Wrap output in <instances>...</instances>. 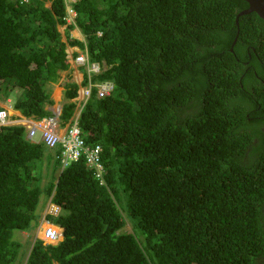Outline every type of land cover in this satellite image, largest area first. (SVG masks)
I'll list each match as a JSON object with an SVG mask.
<instances>
[{
  "label": "trees",
  "instance_id": "trees-1",
  "mask_svg": "<svg viewBox=\"0 0 264 264\" xmlns=\"http://www.w3.org/2000/svg\"><path fill=\"white\" fill-rule=\"evenodd\" d=\"M47 1L0 0V100L17 92L23 117L52 118L61 74L78 97L68 48L87 52L105 67L93 83L114 85L79 118L104 175L0 128V264L17 263L14 232L32 233L50 202L63 240L32 241L26 264H264V21L237 25L240 0H78L68 24L63 1ZM75 111L63 107V127Z\"/></svg>",
  "mask_w": 264,
  "mask_h": 264
},
{
  "label": "built area",
  "instance_id": "built-area-1",
  "mask_svg": "<svg viewBox=\"0 0 264 264\" xmlns=\"http://www.w3.org/2000/svg\"><path fill=\"white\" fill-rule=\"evenodd\" d=\"M78 0H63L68 14V24L74 23L76 13L73 6ZM66 28V27H65ZM73 53V52H72ZM70 54V63L74 65L77 71L81 68L87 73L89 84L85 88H81L78 92L77 99L72 102L75 104L76 111L74 118L70 123L63 127L60 121L62 113L55 114L52 118H45L40 121L32 122L25 119L14 121L13 116L8 110L0 111V128L5 126H12L18 124L26 128L27 138L33 142L43 143L49 149L59 148L62 150V168L68 167L69 163L77 162L85 157L87 164L96 170V176L99 180H103L104 166L102 164L103 150L100 146H87L82 138V130L79 126V118L85 107L90 101L93 89H97L99 97L109 96L114 88L110 83L95 84L92 81V75H97L102 72L98 65H92L89 60L88 53H80V55L73 59ZM72 59V60H71ZM81 83L84 81V76L81 75ZM59 234L52 228L44 230L43 239L46 242L57 241Z\"/></svg>",
  "mask_w": 264,
  "mask_h": 264
},
{
  "label": "rangeland",
  "instance_id": "rangeland-1",
  "mask_svg": "<svg viewBox=\"0 0 264 264\" xmlns=\"http://www.w3.org/2000/svg\"><path fill=\"white\" fill-rule=\"evenodd\" d=\"M52 0H49V1H47V3H46V6L47 7H51V5H52ZM59 31L61 32V34H62V36H63V41L64 42H67V39H66V35H65V32H66V28L64 27V28H60L59 29ZM76 32H79V33H81L80 32V30H74V32L72 33V36H73V38H76V36L77 35H75L74 33H76ZM84 40V37L83 38H81V41H83ZM73 50H76V49H72V48H68V50H67V53L70 55V54H72V52H73ZM68 75H69V73H63V74H61V79L58 81V83L57 84H51V85H49V87H48V90L50 91V94H51V96H52V99L54 100V102H55V104H54V106H52L51 108H50V110L53 112V114H57V115H59L60 113H62V111H63V107H64V105L65 104H69V100H67L66 99V97H65V90H64V88H63V86H62V83H63V81H64V79L65 78H67L68 77ZM70 75H72V78H73V80L75 81L76 80V82H79V77H78V73H76V71H75V73H73V70H71V72H70ZM78 80V81H77ZM22 93L23 92H20V96L22 95ZM15 94H17V92H15V93H13L12 94V96L10 97V101H12L10 104H9V102H5V101H3V100H0V102L3 104V103H5L3 106V108H7V109H10V111L11 110H13L14 108V104H15V101L16 100H18V97L16 98L15 96ZM59 94H60V98H59ZM23 96V95H22ZM21 96V97H22ZM77 108V107H76ZM12 116H13V119L15 120V118H17L18 116H16L15 114H11ZM16 124V123H15ZM47 170H49V169H44V171H47ZM49 206V203L46 205V206H44V207H41L40 208V210L42 209V208H45V209H43L41 212H40V210H39V212H38V214H39V216L42 218V216H44L45 214H42V213H44L45 212V210H46V208ZM47 210H48V208H47ZM53 209L50 207V212L52 211ZM120 210H121V212H122V214H123V216L125 217V219H126V227H125V229H124V231L125 232H127V233H132V224H131V221H132V219H131V217H130V214H129V211H128V209H127V207H126V204H124L123 203V205L121 204L120 205ZM48 213V212H47ZM43 220H41L40 221V223L42 222ZM39 223V224H40ZM34 225H36V222L33 224V226ZM38 228V227H37ZM37 228L32 232V233H21V232H19V231H16V232H14V240L15 241H18V242H20L22 245H23V248H22V250H21V254H20V257H19V259H18V261H17V263L16 264H19V263H21V264H26V260H27V258H28V251H29V246H28V244L29 243H31L32 241H35L36 239H40L38 236H40V231H38L37 230ZM29 241V242H28ZM25 245V246H24ZM25 252V253H24ZM24 253V254H23ZM23 254V255H22ZM21 256H22V258H21ZM20 258H21V260H20ZM19 262V263H18Z\"/></svg>",
  "mask_w": 264,
  "mask_h": 264
},
{
  "label": "clouds",
  "instance_id": "clouds-1",
  "mask_svg": "<svg viewBox=\"0 0 264 264\" xmlns=\"http://www.w3.org/2000/svg\"><path fill=\"white\" fill-rule=\"evenodd\" d=\"M49 1V0H48ZM63 1V0H62ZM84 37V36H83ZM76 39H78L79 40V38H76ZM84 41V40H83ZM80 53H83V52H81L79 49H76V52H74V53H72V57H73V59H75V58H77L79 55H80ZM75 55H77V56H75ZM69 54H68V59H69ZM72 60V59H71ZM90 60V59H89ZM69 62H70V59H69ZM70 65H71V70H73V73H75V71H76V73H78L79 75H78V77H79V82H76V80L74 81L77 85H78V87H79V91H80V89L81 88H85L84 86H83V82L81 83V79H82V77H81V75H83L84 76V80H85V78H87L88 79V76H87V73H86V71L84 70V68H81L79 71H77V70H74V69H72V66L74 67V68H76L74 65H72L71 63H70ZM92 65H98V66H100L101 67V69H102V72L105 70V67H102L101 65H99V64H92ZM101 72V73H102ZM100 73V74H101ZM97 75H99V74H97ZM93 76H96V75H92V79H93ZM78 81V80H77ZM78 91V92H79ZM73 102L72 101H69V104H72ZM66 105V104H65ZM64 105V106H65ZM3 109H5V108H3ZM5 110H7V109H5ZM9 111V110H8ZM10 112V111H9ZM11 114V113H10ZM55 115V114H54ZM25 118V117H24ZM24 118H22L21 116H19V117H17L16 119H17V121L18 120H20V119H24ZM13 119V118H12ZM26 119H33V118H26ZM14 120V119H13ZM15 121V120H14ZM34 122H36L37 120H33ZM16 126L18 125V124H15ZM15 125H12V126H15ZM18 126H22V125H18ZM51 206H55V205H53L51 202L49 203V206L47 207L48 208V210H47V208H46V210H45V212L44 213H42V214H45L44 216H42V218H40V220H39V223H40V221L41 220H43L40 224H39V227L37 228V230L38 231H42V232H44V230H46L47 228H52V229H54L58 234H59V237H58V239H57V241H62L63 240V234H61V228L59 227V226H57V225H55V224H53L52 222H50V221H48L46 218H47V216H59L60 214H58V215H55V214H51V212H50V207ZM55 207H58V206H55ZM60 208V207H59ZM45 209V208H44ZM48 212V213H47ZM44 224H47L48 226H46V227H44L43 225ZM59 230H58V229ZM43 237V236H42ZM40 238V239H38V240H41V241H43L44 242V240H43V238ZM56 242V241H55ZM55 242H44L46 245H57Z\"/></svg>",
  "mask_w": 264,
  "mask_h": 264
},
{
  "label": "water",
  "instance_id": "water-1",
  "mask_svg": "<svg viewBox=\"0 0 264 264\" xmlns=\"http://www.w3.org/2000/svg\"><path fill=\"white\" fill-rule=\"evenodd\" d=\"M240 1L247 2L249 4V8L241 12L237 16V20H236L237 25H239V20L241 17L250 15L253 13L257 14L264 21V0H240ZM237 40H238V36L236 38L234 45L236 44Z\"/></svg>",
  "mask_w": 264,
  "mask_h": 264
},
{
  "label": "crops",
  "instance_id": "crops-1",
  "mask_svg": "<svg viewBox=\"0 0 264 264\" xmlns=\"http://www.w3.org/2000/svg\"><path fill=\"white\" fill-rule=\"evenodd\" d=\"M78 30V29H77ZM75 35H77L76 36V38H79V40H81V38H83V35L81 34V33H79V32H76V33H74ZM74 52H76V50H73V53ZM72 69H74V70H76L73 66H72ZM9 102V104L12 102V101H8ZM5 103H1L0 102V106L3 108ZM5 109H7V108H5ZM7 110H9L10 111V109H7ZM11 112H12V114L14 113L16 116H21L22 118H24L22 115H21V113L20 112H18V111H15L14 109L13 110H11ZM25 120H27V121H32V122H34L33 120L34 119H26V118H24ZM15 121H17V119L15 118ZM56 208H59V207H56ZM50 209V208H49ZM60 213H62V208H60V211H59V213L58 214H60ZM58 214H55V215H58Z\"/></svg>",
  "mask_w": 264,
  "mask_h": 264
},
{
  "label": "bare ground",
  "instance_id": "bare-ground-1",
  "mask_svg": "<svg viewBox=\"0 0 264 264\" xmlns=\"http://www.w3.org/2000/svg\"><path fill=\"white\" fill-rule=\"evenodd\" d=\"M59 98H60V94H59ZM10 113L12 114V112L10 111ZM14 114V113H13ZM51 208L53 209L52 211H51V214H58L59 213V209L58 208H56L55 206H51ZM44 227H46V226H48L47 224H44L43 225ZM41 233H40V236L39 237H42L43 236V234H44V232H42V231H40ZM44 240V239H43ZM46 242V241H45ZM50 242H52V241H50ZM55 242V241H54Z\"/></svg>",
  "mask_w": 264,
  "mask_h": 264
}]
</instances>
